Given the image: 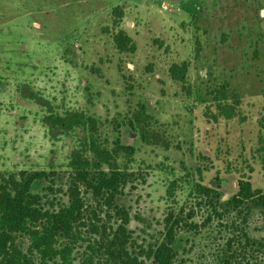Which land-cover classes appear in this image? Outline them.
I'll return each instance as SVG.
<instances>
[{
	"label": "rangeland",
	"instance_id": "obj_1",
	"mask_svg": "<svg viewBox=\"0 0 264 264\" xmlns=\"http://www.w3.org/2000/svg\"><path fill=\"white\" fill-rule=\"evenodd\" d=\"M73 113L92 122H45ZM91 132L135 151L117 165L144 177L118 198L136 246L161 241L172 207H195L197 184L225 200L240 180L264 191V0H0V171H66L76 151L92 161ZM196 213L176 264H223L233 229ZM249 226L264 238L259 213ZM252 249L233 264H264Z\"/></svg>",
	"mask_w": 264,
	"mask_h": 264
},
{
	"label": "trees",
	"instance_id": "obj_2",
	"mask_svg": "<svg viewBox=\"0 0 264 264\" xmlns=\"http://www.w3.org/2000/svg\"><path fill=\"white\" fill-rule=\"evenodd\" d=\"M120 44L125 46L121 40ZM87 120L92 122L84 113H73L52 115L45 122L71 132L88 125ZM92 135L84 150L93 156L92 161L76 151L66 171H0V264H176L180 234L201 230L195 221L196 210L208 213L203 227L217 221L233 229L234 237L222 251L223 264H233L243 254L247 257L248 248H253L257 262L264 260V238L251 237L249 232L256 213L264 220V191L249 180H240L237 195L226 200L219 189L197 184L195 207H172L163 221L161 241L147 248L136 246L131 213L118 204V198L130 186L136 189L144 177L121 171L117 165L122 152L132 155L135 151L119 144L112 151L104 149ZM61 181L65 189L58 191ZM39 184H49L42 194L35 191ZM57 192L67 198L60 207L50 197ZM175 193L174 187L169 189L170 198ZM236 244L238 253L233 251Z\"/></svg>",
	"mask_w": 264,
	"mask_h": 264
}]
</instances>
